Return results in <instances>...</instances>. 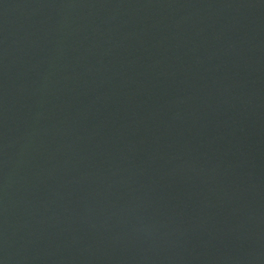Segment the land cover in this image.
I'll list each match as a JSON object with an SVG mask.
<instances>
[{
	"label": "water",
	"instance_id": "1",
	"mask_svg": "<svg viewBox=\"0 0 264 264\" xmlns=\"http://www.w3.org/2000/svg\"><path fill=\"white\" fill-rule=\"evenodd\" d=\"M0 264H264V0H0Z\"/></svg>",
	"mask_w": 264,
	"mask_h": 264
}]
</instances>
